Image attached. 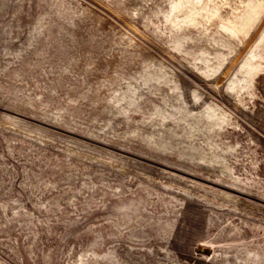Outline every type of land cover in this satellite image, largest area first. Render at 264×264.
I'll use <instances>...</instances> for the list:
<instances>
[{"label": "rangeland", "instance_id": "1", "mask_svg": "<svg viewBox=\"0 0 264 264\" xmlns=\"http://www.w3.org/2000/svg\"><path fill=\"white\" fill-rule=\"evenodd\" d=\"M0 264H264V0H0Z\"/></svg>", "mask_w": 264, "mask_h": 264}]
</instances>
